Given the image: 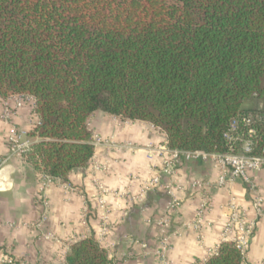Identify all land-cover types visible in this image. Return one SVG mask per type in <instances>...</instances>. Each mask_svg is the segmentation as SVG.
Instances as JSON below:
<instances>
[{
    "label": "trees",
    "instance_id": "1",
    "mask_svg": "<svg viewBox=\"0 0 264 264\" xmlns=\"http://www.w3.org/2000/svg\"><path fill=\"white\" fill-rule=\"evenodd\" d=\"M29 94L36 169L66 180L94 154L97 111L156 125L173 148L264 155V0H0V94ZM248 104V105H247ZM0 264H19L14 259ZM65 264H117L94 235ZM203 264H242L231 240Z\"/></svg>",
    "mask_w": 264,
    "mask_h": 264
},
{
    "label": "crops",
    "instance_id": "2",
    "mask_svg": "<svg viewBox=\"0 0 264 264\" xmlns=\"http://www.w3.org/2000/svg\"><path fill=\"white\" fill-rule=\"evenodd\" d=\"M11 105L15 106V96ZM7 96V97H8ZM34 99L14 107L12 119L0 117V155L8 154L7 138L15 125L33 138L39 116ZM3 107L0 103V114ZM93 133L113 135L118 141L131 142L140 147L162 139V132L150 123L128 120L97 111L90 117ZM100 162L110 160L112 168L93 175L90 163L71 171L66 180L54 178L47 190L48 206L38 200L42 169H36L27 157H13L14 186L0 192V261L14 259L19 264H65L66 254L79 237L94 235L117 264H158L160 238L168 237L167 255L172 264H203L218 248L228 219V202H236L254 216L246 184L237 179L227 186H218L219 170L212 161L190 160L179 166V179L173 192L179 205L172 207V197L164 185L148 190L138 200L145 180L154 173L158 158H149L143 149L96 151ZM94 158V157H93ZM264 195V169L250 173ZM96 176V179H95ZM192 180L210 181L205 189L210 207L203 213V225L195 227L203 190L190 186ZM163 185V186H162ZM101 187L107 190L106 206L98 204ZM89 212L85 216V209ZM45 220L40 226L35 223ZM107 218L105 219V216ZM166 218L167 223L161 224ZM104 220L105 234L101 235ZM249 264H264V218L249 242Z\"/></svg>",
    "mask_w": 264,
    "mask_h": 264
},
{
    "label": "built area",
    "instance_id": "3",
    "mask_svg": "<svg viewBox=\"0 0 264 264\" xmlns=\"http://www.w3.org/2000/svg\"><path fill=\"white\" fill-rule=\"evenodd\" d=\"M9 97H4L0 94V103L2 104V111L0 117L10 121L12 119L13 108L21 107L25 101L30 102L34 98L29 94H18L15 96V106L11 105ZM115 119L122 116L114 115ZM254 116L252 114L243 116V122L249 126L248 136L243 137L240 131V125L238 120L234 119L231 123L229 130L225 133V136L230 141H241L240 150L235 151L234 147H230L229 152H208L201 149L195 150H184L179 148H173L169 145L165 133L157 127L151 124V126L162 132V139L156 143H148L147 145L140 147L131 142L118 141L113 135L103 136L96 134L93 137L92 143L94 145V154L92 156V173L93 175L99 172H106L112 168L110 160L100 162L96 159L95 153L100 148H104L111 151H128L135 149H143L146 151L147 156L151 159L158 158L160 163L158 166H154L155 173L150 178L144 181L141 191L136 198L142 200L145 193L160 185L163 176H168V182L164 185L167 192L173 198L170 202L172 207L179 205V201L176 200L173 192V185L179 179V166L184 161L190 160H204L212 161L219 170L218 179L215 184L218 186H227L234 183L237 179H241L247 186L251 206L254 210V216L249 217L248 209L240 206L235 197H232L228 202V219L225 229L222 233V241L231 240L239 249L242 256V264H249L248 247L249 242L254 236L260 221L264 218V195L262 194L258 183L254 177L250 174L251 172H258L264 169V155L253 153L254 149V135L256 133L255 128L252 127V121ZM126 122L130 119H123ZM35 140L29 137L26 130L16 127H12L8 138V154L0 155V192L9 191L14 186L13 174L15 167L11 164L13 157H27L33 148ZM94 157V158H93ZM54 178L45 169L41 172V183L39 188L38 200L43 204L44 207L48 206L47 190ZM96 179V176H95ZM213 183L210 181L192 180L190 186L193 188L203 190L202 201L198 212L197 221L195 228L200 231L203 225V213L210 207L209 196L205 192L208 186ZM163 186V185H162ZM107 190L101 187V195L98 196V204L100 206H106ZM88 208L85 209V216L88 214ZM46 215L42 217L41 221L35 223L36 226H40L45 220ZM107 215L105 216V219ZM167 223V219L164 218L161 221L162 225ZM108 230L107 221L104 220L103 229L101 232L102 236ZM99 241V240H98ZM161 247L157 250L158 264H172L171 260L167 255L169 248L168 237L165 235L160 238ZM100 242V241H99ZM220 242V243H221ZM220 245V244H219ZM219 247V246H218ZM217 250V249H216ZM215 250V251H216ZM214 251V252H215Z\"/></svg>",
    "mask_w": 264,
    "mask_h": 264
},
{
    "label": "rangeland",
    "instance_id": "4",
    "mask_svg": "<svg viewBox=\"0 0 264 264\" xmlns=\"http://www.w3.org/2000/svg\"><path fill=\"white\" fill-rule=\"evenodd\" d=\"M247 105H248V104H247ZM122 119H125V118H124V117H122ZM89 126H90V128H91V125H90V120H89ZM96 134H100V135H102L101 133H94L93 137H94ZM103 136H105V135H103ZM106 136H108V135H106Z\"/></svg>",
    "mask_w": 264,
    "mask_h": 264
}]
</instances>
